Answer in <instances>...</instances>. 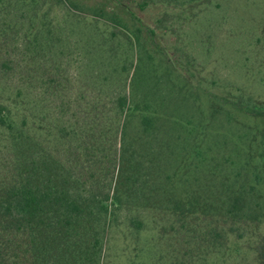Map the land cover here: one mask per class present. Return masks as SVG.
<instances>
[{"label":"trees","instance_id":"16d2710c","mask_svg":"<svg viewBox=\"0 0 264 264\" xmlns=\"http://www.w3.org/2000/svg\"><path fill=\"white\" fill-rule=\"evenodd\" d=\"M65 1L0 0V76L12 82L0 97V264H103L113 230L142 264L141 220L124 234L113 208L167 216L171 233L158 234L181 248L164 264H264V102L192 97V74L126 0H108L129 16L117 20L123 31H95L108 76L102 52H72L108 95L64 85L57 60L67 54L52 49ZM83 1L76 24L115 23L106 8L91 19ZM180 106L190 112L175 114Z\"/></svg>","mask_w":264,"mask_h":264},{"label":"rangeland","instance_id":"374dc122","mask_svg":"<svg viewBox=\"0 0 264 264\" xmlns=\"http://www.w3.org/2000/svg\"><path fill=\"white\" fill-rule=\"evenodd\" d=\"M82 2L84 1L67 0L64 7L60 6L53 10L54 14H57L62 32L54 38L55 47L52 52L62 51L67 54L57 60V64H62L61 81L64 85L95 89L94 94H101L105 98L109 88L101 87L97 90L95 86L97 84L92 85L96 79V76H93L94 69H83V72H79L80 62L72 52H84L81 49L82 45H88L86 52H102L105 61L98 72L101 73V77L108 76L107 54L99 47L100 40L95 31L98 27L102 28L104 23L112 24L117 31H123V28L117 25V20L125 23L130 20L127 14L113 6V2L88 0L90 9L84 13L90 15L91 19H102L99 11L106 8L112 17L115 16L116 21L112 23L104 17L101 24L98 20V23L95 22L92 26L88 23L78 25L73 21V16L80 14L78 7H81ZM126 2L133 7L134 14L155 31L164 49L173 54L183 71L188 70L192 74L189 81V85L193 86L192 97H202L205 89L218 95L225 92L240 93L243 97H251L256 102H264V0H126ZM143 2L146 5L145 3L137 5ZM67 11L72 15H69V18L65 15ZM61 39L63 48L59 45ZM109 52H119V49L112 45ZM65 75L68 81L64 80ZM11 84L8 75L0 76V97L10 93ZM189 110V107L180 106L174 113H186L190 112ZM218 123L215 122L211 127L217 128ZM113 209L116 210L119 228L123 232L132 224L131 222L137 224L136 222L141 220L142 231L137 244L142 253L137 254V259L140 258L142 264H164L171 258L172 249L174 252L181 248V242L170 234L168 229L170 221L162 211L156 208ZM161 229L170 233L161 236L158 234V230ZM132 230L130 226V230L124 234H130ZM121 236L117 230L109 233L103 264H130L129 260L135 258L131 251L134 241H127L128 247L123 248L124 241ZM240 258L241 256L235 257L229 264H241ZM247 259H250L249 256Z\"/></svg>","mask_w":264,"mask_h":264}]
</instances>
